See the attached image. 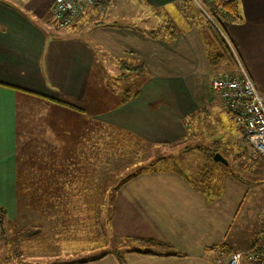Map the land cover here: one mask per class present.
Masks as SVG:
<instances>
[{
  "label": "crops",
  "instance_id": "0c3cea01",
  "mask_svg": "<svg viewBox=\"0 0 264 264\" xmlns=\"http://www.w3.org/2000/svg\"><path fill=\"white\" fill-rule=\"evenodd\" d=\"M54 2L0 0V264H7L5 225L24 217L17 207L19 186L28 187L27 201L35 195L34 201L45 202L57 201L55 187L65 197L66 186L95 187L103 128L108 137H136L156 149L195 140L183 153L204 156V179L218 177V189L208 191L169 170L131 177L114 191L112 237L169 248L133 247L154 255L125 253L122 263L106 252L55 264H224L228 251L248 249L264 218V159L253 157L208 89L211 79L232 72L210 65L202 19L184 0H110L61 28L52 17ZM237 6L240 20L225 23L228 37L238 64L264 95V0H237ZM124 58L141 64L148 76L129 94L112 76ZM115 81L118 90L111 88ZM101 89L109 106H102ZM215 154L226 164L213 161ZM74 192L70 198L79 189Z\"/></svg>",
  "mask_w": 264,
  "mask_h": 264
},
{
  "label": "rangeland",
  "instance_id": "374dc122",
  "mask_svg": "<svg viewBox=\"0 0 264 264\" xmlns=\"http://www.w3.org/2000/svg\"><path fill=\"white\" fill-rule=\"evenodd\" d=\"M162 20L161 18L160 21ZM176 21V18H174L173 22ZM178 21L181 22L179 19ZM212 24L215 25L214 23ZM142 26L144 27V25ZM224 26L227 33L226 25L224 24ZM227 44L234 55L229 42ZM234 58H236L235 55ZM123 60L125 61L124 63L128 64L134 62L125 58ZM107 64L112 69L113 64ZM218 67L220 69L219 72L223 70L234 72L227 69L223 64L218 65ZM114 70L115 73L112 76H117L116 79L119 80L118 75L121 71L119 70L120 72H118L115 68ZM236 73H238V70ZM129 81L127 80V83L123 82L125 85V88L121 87L123 91L126 89L131 92L135 86L134 82ZM119 83L121 84L122 81ZM117 85L115 81V87L111 86V88L117 89ZM90 92L96 93L97 91L93 88ZM100 96L103 101L102 106H109L108 100H105L106 97H109L107 91L101 89ZM104 130V128L101 129L103 137L101 138L102 144L99 155L102 165L101 180L99 184H95V187L66 186V197L62 187H55L54 189L58 192L57 201L45 202L34 201V199L38 198L35 195L31 196L33 201H27L30 197L26 195L28 187L24 191V187L19 186L20 193L17 207L18 212L24 217H18L5 225L6 248L8 247L7 264H12L13 262L14 264H55L65 261H85L101 256L106 252L113 253L116 247L139 248L140 246L137 243L131 244V240L114 239L111 235L110 222L114 191L123 181L131 177L150 173H144L143 168L163 156L165 161L155 167L158 168V171L169 170L170 172L183 173L201 188L205 186L208 191L212 192L218 189V177H215L214 182L210 179H204L208 173L207 170L202 169L205 160L204 156L194 154L192 151L183 153L184 148H190L198 144H196L195 140L190 141L187 139L156 149L136 137L121 136L120 138L119 134H116V138L111 137L112 135L108 129L105 130L107 135L105 137L103 135ZM108 135L111 136L108 137ZM223 159L227 162V158ZM230 165L231 163L229 162ZM75 171L82 172L76 169ZM198 171L204 175L202 178H196L198 177V175L196 176ZM202 180L204 184H202ZM78 189L77 196L70 198L71 194L76 193L74 191ZM80 189H84V191H80ZM30 190L33 189L31 188ZM61 194H63L62 198ZM243 213L244 210H241L240 215ZM238 219L235 222L236 224H234L233 230L238 224ZM262 220L264 223V218ZM9 241L13 242L14 247L11 248L9 246Z\"/></svg>",
  "mask_w": 264,
  "mask_h": 264
},
{
  "label": "built area",
  "instance_id": "2783aa9c",
  "mask_svg": "<svg viewBox=\"0 0 264 264\" xmlns=\"http://www.w3.org/2000/svg\"><path fill=\"white\" fill-rule=\"evenodd\" d=\"M100 1L55 0L52 17L59 27L67 28L88 7ZM209 90L221 100L228 121L239 129L253 157L264 158V95L257 91L246 71L238 64V73H223L214 77ZM243 263L264 264L263 221L259 222L255 242L248 249L231 253L225 259V264Z\"/></svg>",
  "mask_w": 264,
  "mask_h": 264
},
{
  "label": "trees",
  "instance_id": "16d2710c",
  "mask_svg": "<svg viewBox=\"0 0 264 264\" xmlns=\"http://www.w3.org/2000/svg\"><path fill=\"white\" fill-rule=\"evenodd\" d=\"M110 0H101L100 2H96L94 7L103 8L109 4ZM187 7L190 8L191 11H195L196 18L198 20L203 21L204 30L202 33V41L205 47L206 52L208 53L210 65L216 67L220 64H223L227 69L234 71L232 73H236L238 70V63L237 59L239 60V56L237 54L236 48L233 42L228 37L224 24L226 22H234L240 20V16L238 15V6L237 0H229V1H222V0H184ZM214 23L215 25H213ZM165 30L168 32L170 29V25L168 22H165ZM219 30H218V29ZM219 32V33H218ZM174 33V31L170 32V36ZM149 37L153 38L156 37V32H150ZM171 38V37H170ZM229 42L230 46L234 51V55L232 51H230V47L228 46L226 40ZM212 52V53H211ZM124 60H120L118 62V68L121 73L118 75L119 80L118 82H126L130 80L135 84H138L142 80H146L148 77L144 71V68L139 63L128 64L124 63ZM144 76V77H143ZM142 79V80H141ZM129 81V82H130ZM123 94H129V91L125 89L122 92ZM51 102L58 104L60 106H65L69 108V110L80 112V109L71 103H66L60 100H50ZM125 101V100H124ZM164 156L155 160V162L150 163L149 165L145 166L144 173L150 172L155 173L158 171V168L162 162H164ZM264 159V158H262ZM166 168V167H165ZM192 185L196 188V184ZM204 183V181H202ZM3 213L2 211H0ZM255 242V241H254ZM253 242V243H254ZM131 244L137 243L139 248L144 249H152V250H167L169 247L167 245L154 242L151 240H131ZM252 243V244H253ZM120 250V248H127L125 251L120 252L116 250L113 252L114 256L118 259L120 263H122V258L125 253H139V254H150L154 255L151 252H144V251H135L134 249H130L133 247H116ZM232 251H228L226 254L229 256ZM174 254H167V256H173Z\"/></svg>",
  "mask_w": 264,
  "mask_h": 264
},
{
  "label": "water",
  "instance_id": "95a60500",
  "mask_svg": "<svg viewBox=\"0 0 264 264\" xmlns=\"http://www.w3.org/2000/svg\"><path fill=\"white\" fill-rule=\"evenodd\" d=\"M213 161H216V162H220V163H223V164H226V162L218 155V154H215L213 156Z\"/></svg>",
  "mask_w": 264,
  "mask_h": 264
}]
</instances>
